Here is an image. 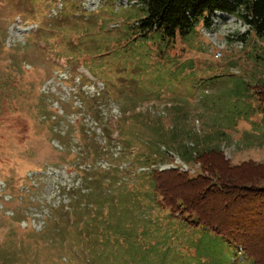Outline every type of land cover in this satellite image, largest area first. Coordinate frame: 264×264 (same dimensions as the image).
I'll use <instances>...</instances> for the list:
<instances>
[{
    "label": "rangeland",
    "instance_id": "374dc122",
    "mask_svg": "<svg viewBox=\"0 0 264 264\" xmlns=\"http://www.w3.org/2000/svg\"><path fill=\"white\" fill-rule=\"evenodd\" d=\"M123 1L65 0L53 15L55 0H0V241L29 246L17 264H78L79 256L80 264H257L248 247L264 264V217L255 218L261 233L253 243L246 234L245 243H231L189 222L191 215L178 210L181 200L151 191L153 178L144 173L168 171L165 193L178 190L170 170L202 176L208 186L212 166L188 162L181 144L219 146L218 160L231 166L264 161V119L252 88L264 75L263 43L220 11L210 27L199 23L170 45L152 36L138 40L126 24L141 7ZM20 22L37 30L24 33ZM148 158L157 160L151 170ZM102 162L108 165L98 167ZM127 197L153 208L141 213L125 205ZM90 198L105 200L102 216ZM255 199L256 211L264 212V196ZM74 202L87 207L77 217L76 239L52 245L53 235L43 233L46 247H36L31 230H45L60 208L58 218L71 219L65 210ZM127 222L132 247L122 237ZM155 243L141 263L134 261L138 244L145 250Z\"/></svg>",
    "mask_w": 264,
    "mask_h": 264
},
{
    "label": "trees",
    "instance_id": "16d2710c",
    "mask_svg": "<svg viewBox=\"0 0 264 264\" xmlns=\"http://www.w3.org/2000/svg\"><path fill=\"white\" fill-rule=\"evenodd\" d=\"M137 1L142 4L141 14H138L139 16L137 15L133 23L128 22L126 24V32H128V29L130 32H134V38L138 40H145L149 36H152L153 38H157L166 46L168 44L170 45L171 43L175 42V39L178 35L187 34L199 23H202L204 27H210L211 17L215 12L220 11L236 16L249 27L251 32L255 34L258 42H262L264 45V0ZM54 4L55 2L52 5ZM129 20H131V18H129ZM255 46L256 44L254 47ZM252 88L257 92L258 104L256 107L264 116V75L257 76V81L255 85L252 86ZM176 134L177 133L173 134V139H177V137H175ZM180 147H182V150L179 155L187 159L188 162L190 160H195L201 164L204 162L205 166H207V164L212 166L213 169L207 167V171L213 175V181H210L211 183L209 182L210 184L204 188L203 182L205 181V178L202 176L192 179L186 172L170 170V172L176 171L177 175L175 174V177L178 190L177 192H174V188L171 186L168 189V193H165L163 180L165 179L164 173L168 171H162L157 168L150 172H144L148 173L149 176L153 178L150 181V186L152 188L151 191L159 192L161 196H163V199L164 197L169 198L168 195H170V199L172 200L174 198L181 200L180 203L183 204L180 205V203L177 202L175 204L176 207L180 205L178 210L183 209L181 211L188 213L187 216L191 215L192 219L189 222H192L194 225L201 227L204 230H212L226 238L231 243H245L244 239L246 238H243V241H241V239L242 236L246 234L247 236L244 237H247L249 242L252 241L253 243L255 241L253 239H256L253 238V236L255 234L261 233L257 232L260 224H257V219L255 218L261 216L264 217V212L256 211V209L259 208L257 205H253L256 202L255 196H264V161L251 162L247 165L239 164L236 166H231L227 162H222V159L218 160V155H220L219 146L210 148H205V146H202L199 148V146L196 145L190 147L181 144ZM159 156L165 158L166 160L168 159V161L172 160L167 156V154L161 153V151H159ZM210 158H214V161H209L208 159ZM149 161L150 159L148 158V165H144L145 167L151 168V164H155L157 162L155 159L150 162ZM91 169L93 170L91 167L89 169H79V171L87 174ZM79 171L76 170V175H81ZM82 187L83 184L79 188ZM79 191L80 190H77L76 193L78 194ZM120 193L124 192H119V194ZM68 197L69 201H71L70 193ZM251 197H254V199ZM159 200V195L157 198L154 197L153 206L159 203ZM89 201H91L89 203L92 204L95 212L100 213L102 216L101 208L102 203L105 200L98 201V199H96V201H93L92 198H90ZM129 202L130 198L127 197L125 199V205L130 204ZM150 203L148 205L147 202H143L142 205H139L138 201H133L130 205H138L140 207L138 208V211L142 213V211L148 208H153ZM245 204L247 205L244 206ZM79 205L80 202H74L75 207L65 210L71 219L67 218L66 214L63 216V218H58L62 210V208H60L56 214L52 216L53 218L51 217L48 220V226L45 230H42L41 232H35L34 230H31V233L33 232L35 235H37L34 240V245L39 247L40 245L42 246V244H44L43 248L46 247L45 238H42V236L39 237L43 233L44 235L47 234V238L48 235H53L52 238L50 237L47 239V241L50 240L52 245L55 243L59 245V242L56 238L61 241V246L68 244V242L71 243L72 240L76 239V228L79 226L77 224V217L87 212V207L82 208ZM171 207L174 208L172 205ZM244 209H247L246 211H248V214H246ZM78 211L79 213L77 214ZM128 214L130 213L128 212ZM168 215L169 217L172 216L170 212ZM91 218L92 217H90L88 212L87 220L82 224L80 230L82 229V231L86 232ZM143 221L145 230H147L150 223L148 224L145 220ZM172 221H174V219ZM261 226L264 227V221H262ZM251 227H253L254 230L250 229ZM128 228H130V222H127V227L125 228V231L128 232L127 237L125 232L122 233V237L125 238L124 241L126 246L132 247L134 241L131 240L132 236L130 235ZM116 233H118V231H116ZM63 242H65L64 245H62ZM112 242L116 246L119 245L118 239L112 240ZM147 245L148 246H146L145 250H143L141 249L142 244H138L140 249H137L136 254H134L136 255L134 256V261L136 263H141L142 258H145L141 253L143 251L153 250L156 246V243L154 245ZM93 248L96 250L95 247ZM28 249L29 246L27 244H21V239L15 243L14 241H8V238H5L4 240L0 241V264H17L18 260L16 258L25 257ZM101 254H103V252H101L100 255ZM137 255L141 258L137 259ZM248 255L253 257L255 263H262L260 258L256 256L255 252L250 250L249 247ZM87 256L90 258V260L95 259V256L92 253L88 254ZM87 260L89 262V259ZM149 262L150 261L148 260V263L145 262L144 264H150ZM80 263H85L81 256L78 257V264ZM105 263V260H103V262L101 261L99 264Z\"/></svg>",
    "mask_w": 264,
    "mask_h": 264
},
{
    "label": "built area",
    "instance_id": "2783aa9c",
    "mask_svg": "<svg viewBox=\"0 0 264 264\" xmlns=\"http://www.w3.org/2000/svg\"><path fill=\"white\" fill-rule=\"evenodd\" d=\"M56 1V4L57 5H59L58 7H54V8H52V11H53V15H57L58 14V12L59 11H61L62 10V6L64 5V1L65 0H55ZM90 1H92V0H90ZM93 1H95V0H93ZM96 1H98V0H96ZM130 0H124L123 1V4L125 5V6H128V2H129ZM133 2L134 3H136V4H134V5H137V6H142V4L141 5H139L140 3L137 1V0H133ZM132 6V5H131ZM130 6V7H131ZM19 27L21 28V29H23V32H31V31H34V30H36L37 29V26L35 25V24H28V23H21L20 22V24H19ZM67 72V71H66ZM108 164H107V162H102V166L101 167H106ZM151 168H152V166H151ZM151 168L150 167H146L145 169H148V170H151ZM157 169V168H156ZM160 169V168H159ZM160 170H162V169H160ZM5 188H6V184H5Z\"/></svg>",
    "mask_w": 264,
    "mask_h": 264
},
{
    "label": "clouds",
    "instance_id": "9594fccd",
    "mask_svg": "<svg viewBox=\"0 0 264 264\" xmlns=\"http://www.w3.org/2000/svg\"><path fill=\"white\" fill-rule=\"evenodd\" d=\"M62 10H63V8H62ZM61 10V11H62ZM61 11H60V13H61ZM21 23H23V22H21ZM25 23H28V22H25ZM28 24H32V23H28ZM21 29V28H20ZM22 31H23V29H21ZM37 30V29H36ZM36 30H34V31H31V32H35ZM31 32H29V33H31ZM24 33H27L28 34V32H24ZM60 71H67L68 72V70H66V69H63V70H60ZM98 167H101V166H98ZM102 168H105V167H102ZM32 182H33V180H32Z\"/></svg>",
    "mask_w": 264,
    "mask_h": 264
},
{
    "label": "crops",
    "instance_id": "0c3cea01",
    "mask_svg": "<svg viewBox=\"0 0 264 264\" xmlns=\"http://www.w3.org/2000/svg\"><path fill=\"white\" fill-rule=\"evenodd\" d=\"M257 110L259 111V109L257 108ZM260 112V111H259ZM260 116H261V118H263L264 119V116H263V114L260 112Z\"/></svg>",
    "mask_w": 264,
    "mask_h": 264
}]
</instances>
